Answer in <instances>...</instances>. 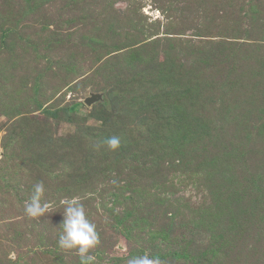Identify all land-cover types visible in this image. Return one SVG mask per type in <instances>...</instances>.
<instances>
[{
	"label": "rangeland",
	"instance_id": "obj_1",
	"mask_svg": "<svg viewBox=\"0 0 264 264\" xmlns=\"http://www.w3.org/2000/svg\"><path fill=\"white\" fill-rule=\"evenodd\" d=\"M72 198L92 264H264V0H0V264H80Z\"/></svg>",
	"mask_w": 264,
	"mask_h": 264
},
{
	"label": "clouds",
	"instance_id": "obj_2",
	"mask_svg": "<svg viewBox=\"0 0 264 264\" xmlns=\"http://www.w3.org/2000/svg\"><path fill=\"white\" fill-rule=\"evenodd\" d=\"M110 150L120 147V138L112 136L100 142ZM99 147V145H97ZM45 186L43 182L33 185L32 194L25 203L24 211L30 217H43L50 213L51 205L43 202ZM63 220L62 232L59 234L58 245L63 249H76L80 264H92L94 256L89 250L99 243L96 226L92 223L84 210L83 204L77 198L62 201ZM127 264H164L158 255L142 254L133 255L127 259Z\"/></svg>",
	"mask_w": 264,
	"mask_h": 264
},
{
	"label": "water",
	"instance_id": "obj_3",
	"mask_svg": "<svg viewBox=\"0 0 264 264\" xmlns=\"http://www.w3.org/2000/svg\"><path fill=\"white\" fill-rule=\"evenodd\" d=\"M99 98H101V94H90V96L85 98L84 102L86 104H90V103L94 102L95 100H97Z\"/></svg>",
	"mask_w": 264,
	"mask_h": 264
}]
</instances>
